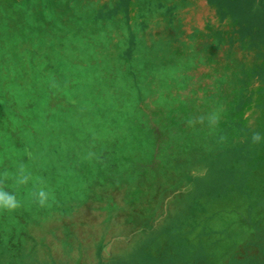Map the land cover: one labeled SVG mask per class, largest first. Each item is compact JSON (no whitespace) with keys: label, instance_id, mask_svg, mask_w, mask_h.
<instances>
[{"label":"rangeland","instance_id":"374dc122","mask_svg":"<svg viewBox=\"0 0 264 264\" xmlns=\"http://www.w3.org/2000/svg\"><path fill=\"white\" fill-rule=\"evenodd\" d=\"M253 1L0 0V264H264Z\"/></svg>","mask_w":264,"mask_h":264},{"label":"clouds","instance_id":"9594fccd","mask_svg":"<svg viewBox=\"0 0 264 264\" xmlns=\"http://www.w3.org/2000/svg\"><path fill=\"white\" fill-rule=\"evenodd\" d=\"M260 136L258 133L253 135V142H259ZM27 177L21 180V183L26 182ZM38 202L41 206L46 204L48 200V195L44 191H40L37 196ZM19 207V202L15 199L14 196L5 195L2 191H0V209H5L8 211H13Z\"/></svg>","mask_w":264,"mask_h":264},{"label":"flooded vegetation","instance_id":"af4514ba","mask_svg":"<svg viewBox=\"0 0 264 264\" xmlns=\"http://www.w3.org/2000/svg\"><path fill=\"white\" fill-rule=\"evenodd\" d=\"M256 193H261V192H254V194H252V195H259V194H256ZM255 204H256L255 206L249 207V210L253 211V210H256V209H260V208H262V210H264V207H261V205L264 204V202H259L258 201V202H255ZM259 205H260V207H259ZM186 229H188V225L187 224L184 225L182 227V229L179 228L178 232H176V238H173L172 241H169V240L167 241L168 245H169L168 248L170 250H173L177 246H180L182 248V251H185L187 249V247H190L189 242H188V245H184L183 243H181L182 236H183L184 233H186ZM177 256H179V254H177L175 251H172L170 257L171 258H178Z\"/></svg>","mask_w":264,"mask_h":264},{"label":"crops","instance_id":"0c3cea01","mask_svg":"<svg viewBox=\"0 0 264 264\" xmlns=\"http://www.w3.org/2000/svg\"><path fill=\"white\" fill-rule=\"evenodd\" d=\"M257 2V3H256ZM251 8L254 10V13L258 16H261L260 17V22H262L261 20L264 21V0H254L252 3H251Z\"/></svg>","mask_w":264,"mask_h":264},{"label":"trees","instance_id":"16d2710c","mask_svg":"<svg viewBox=\"0 0 264 264\" xmlns=\"http://www.w3.org/2000/svg\"><path fill=\"white\" fill-rule=\"evenodd\" d=\"M157 206H158V205H157ZM157 209H158V210H159V209L161 210L162 208L159 207V208H157ZM157 209H155V210L157 211ZM132 213H133V216H136V218H137V213H136V212H132ZM133 216H132V217H133ZM133 223H134V224H137V223H135V222H133ZM138 223H139V222H138ZM155 223H157V222H155ZM155 223H154V224H155ZM147 224H148V226L146 225L147 227H145V230L149 232V230H151V228L153 227L154 224H153V222H151V221H149V223H147ZM137 225H138V224H137ZM131 232H132V231H131ZM134 232H135V233H138V231H134ZM132 233H133V232H132ZM132 233L129 234L127 237H124L122 240H125L126 242H127L128 240H130V239H131V236L133 235ZM145 233H146V232H145ZM142 244H143V243H142Z\"/></svg>","mask_w":264,"mask_h":264}]
</instances>
